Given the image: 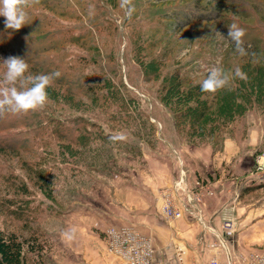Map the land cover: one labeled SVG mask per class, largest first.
Here are the masks:
<instances>
[{
	"label": "trees",
	"instance_id": "1",
	"mask_svg": "<svg viewBox=\"0 0 264 264\" xmlns=\"http://www.w3.org/2000/svg\"><path fill=\"white\" fill-rule=\"evenodd\" d=\"M158 1L166 3L177 0ZM144 2L132 0L135 11L131 16L136 14L139 18L126 24V13L120 7V0H36L26 9L29 24L19 31L6 30L5 18L0 16V57L14 55L25 58L29 64L27 74L59 71L61 76L54 79L47 89L49 102L60 103L84 116L100 119L106 126L118 130H129L133 117L127 108L126 85L122 80L118 55L116 51L108 49L102 37L105 31L113 33L117 39L118 35L125 38L126 66L130 67V61H134L143 73L144 81L156 84L157 99L171 111L177 132L186 135L189 142L195 143L197 139L202 143L216 144L223 129L235 121L238 113L249 108L264 107V5H252L260 14L256 19L257 28L263 32L251 41L244 40L251 60L246 61V65H239V59H232L239 54L231 48L218 53L220 58L216 66L234 73V66L239 65L246 79L234 77L229 88L216 93H203L200 90L201 83H193L190 76L196 62V59L189 56L193 53L194 41L189 40V44H183L177 38L178 34L194 24L209 22L212 26H223L230 21L219 19L222 15L214 10H199L201 12L195 13L178 10L173 11L169 19H147V15H163L161 11L143 9ZM217 4L215 7L222 11ZM110 8L125 16L120 33L116 12H111ZM155 24L157 27H154ZM226 29L223 27L224 32ZM155 34L158 37L155 38ZM26 36L28 40H25ZM219 43L218 38L206 40L204 37L200 50L207 44L217 48ZM70 45L78 47L83 53L74 56L69 50ZM232 49H235L233 43ZM3 72L4 68L0 65V78ZM52 123L42 110L21 114L5 112L0 115V131L15 129L17 125L29 129L46 128V131L50 130L67 141V146L59 148V151L71 155L74 162L80 153L77 146H83L81 153H91V162H102L101 144L105 141L107 143L109 135L102 137L97 131L81 130L79 126L60 133ZM26 145L27 142L23 143L13 136L0 140L2 152L18 150L20 154ZM51 177L42 168L35 171V182L47 196H53ZM12 182L16 184V181ZM16 187L15 192L17 190L25 196L30 194L25 183H19ZM249 190L246 188L244 194ZM27 206L25 198L14 196L4 201L7 214L21 220L23 227L32 222L26 216ZM46 249V241L35 230L23 236L13 230L0 228V264H47L42 258ZM29 254L36 257L30 263Z\"/></svg>",
	"mask_w": 264,
	"mask_h": 264
},
{
	"label": "rangeland",
	"instance_id": "2",
	"mask_svg": "<svg viewBox=\"0 0 264 264\" xmlns=\"http://www.w3.org/2000/svg\"><path fill=\"white\" fill-rule=\"evenodd\" d=\"M144 1L143 9L161 11L162 15H165V17L147 15V19H169L171 13L178 10L183 13L214 10L222 15L219 19L230 21L223 26L220 24L212 26L209 22H202L186 27L178 34L177 38H180L183 44H189V40L194 41L193 53L189 55L196 59L190 74L193 83H201L209 70L218 64L220 58L218 53L227 48L234 50L230 40L217 35L218 32L226 37L227 26L232 23L245 30L243 40L246 41H251L263 32L257 28L256 19L260 14L252 5H264V0H177L166 3L158 0ZM215 3L224 11L215 7ZM110 11L116 12L120 33L124 27L125 16L118 14L115 9L110 8ZM138 18L136 14L130 17L126 15V24ZM154 27H157V24ZM223 27L227 28L226 32ZM154 36L156 38L158 34ZM102 37L108 49L116 51L118 55L122 80L126 85L127 108L133 117L129 124L130 129L126 131L123 128L119 130L110 128L100 119L84 116L81 112L60 103L48 102L42 111L46 112L60 133L69 132L79 126L81 130L97 131L102 137L121 133L125 139L113 142L108 137L107 143L103 140L105 142L101 144L103 147L100 153L103 159L101 158L102 162L99 160L100 163L91 162L89 157L91 153L86 151L81 153L83 146H77L76 149L80 153L74 158L76 159L74 162L71 155L59 151V148L67 146V141L50 130L46 131V128L29 129L30 127L17 125L15 129L0 131L2 141L4 137L13 136L23 143L27 142L20 154L18 150L6 152L0 150V228L13 230L23 236H28L30 231L35 230L47 243V249L42 255L47 264H64L63 259L69 250L72 260L81 264L80 259L83 256H90L95 249L104 251V231L113 226L126 225V170H128L126 160L137 165L135 161L143 160L145 156L143 153H146L150 160H155L154 153L157 152L160 143L167 142L174 149L183 145L210 147L213 170L208 178L211 177L213 180L223 176L225 179H236L234 185L241 207L258 211L256 215L246 217L251 219L246 231L252 235L258 232L264 241V172L256 166L259 156L264 152V107L249 108L243 113H238L235 121L223 129L216 144L202 143L197 139L195 143L189 142L186 135L177 132L171 111L157 99L156 84L144 81L143 73L136 67L134 61H130V67L126 66L125 38L118 35V40L108 31L103 32ZM202 37L206 40L218 38L220 45L215 48L207 44L200 50L204 39ZM69 50L74 56L83 53L74 45H70ZM232 59H239V65H246V61L251 60V57L239 55L233 56ZM239 65L234 66V70L240 67ZM76 67H79L78 64ZM93 124L95 126H92ZM97 143L100 144L99 141ZM105 159L108 161L104 162ZM39 168L52 176L53 196H47L46 192L38 188L35 171ZM180 169L181 167L179 172ZM197 178L194 188L188 183L196 192L200 190L198 182L205 185L207 183L211 194L217 191L213 181L208 178L203 181L199 175ZM13 180L16 181L15 185ZM176 180L160 189V200L164 193L172 189ZM19 183L27 185L29 195L25 196L17 190L15 192ZM246 188L251 190L244 194ZM14 196L27 199L26 216L32 220L27 227H23L21 220L8 215L4 209L6 198ZM133 219L137 221V217ZM134 223L130 225L138 227L137 223ZM72 228L76 229L75 238L67 241L63 232ZM35 258V255L29 254V263ZM74 262L72 264H75Z\"/></svg>",
	"mask_w": 264,
	"mask_h": 264
},
{
	"label": "crops",
	"instance_id": "3",
	"mask_svg": "<svg viewBox=\"0 0 264 264\" xmlns=\"http://www.w3.org/2000/svg\"><path fill=\"white\" fill-rule=\"evenodd\" d=\"M177 149L167 142L160 143L154 153L155 160H150L146 153H143V160L135 161L137 165L126 160V226H133L130 223L135 222L138 227H134L151 237L155 249L154 264H209L213 257L226 260L229 253L237 256L264 255V241L258 232L252 235L246 231L248 222H251L246 217H252L258 211L241 207L234 185L236 179L223 176L213 180L208 178L213 170L210 147L183 145ZM180 161L193 188L199 175L203 181L206 178L213 181L217 191L204 195L201 218L192 213L196 212L195 209H191V213L186 212L181 219L168 223L160 212L162 201L159 191L178 178ZM227 221L233 223L231 231L225 229ZM69 251L63 259L64 264L74 262ZM80 260L81 264H121L108 254L106 242L104 251L95 249L90 256H83Z\"/></svg>",
	"mask_w": 264,
	"mask_h": 264
},
{
	"label": "clouds",
	"instance_id": "4",
	"mask_svg": "<svg viewBox=\"0 0 264 264\" xmlns=\"http://www.w3.org/2000/svg\"><path fill=\"white\" fill-rule=\"evenodd\" d=\"M35 2L36 0H0V16L5 18V29L15 32L28 25L29 17L26 9ZM120 7L125 10L129 17L135 11L132 0H120ZM227 28L226 37L219 32L217 35L230 40L235 45V52L240 56L248 55L243 40L245 30L236 23L228 25ZM28 39L29 37L26 36L25 40ZM0 65L4 68L2 78H0V115L5 112L12 114L28 113L46 107L49 102L47 89L51 87L54 79L61 76L59 71L48 74H27L29 72L27 60L14 55L6 58L0 57ZM234 77L246 79V74L239 67L235 68L234 73L226 71L220 66L212 67L207 77L201 82L200 90L203 93H216L224 90L229 88ZM109 139L115 142L125 139V136L117 133L111 135ZM75 234V228L63 232L67 241L73 240Z\"/></svg>",
	"mask_w": 264,
	"mask_h": 264
},
{
	"label": "built area",
	"instance_id": "5",
	"mask_svg": "<svg viewBox=\"0 0 264 264\" xmlns=\"http://www.w3.org/2000/svg\"><path fill=\"white\" fill-rule=\"evenodd\" d=\"M183 162L180 161V172L171 190L164 193L161 198L160 212L165 220L173 222L181 219L186 212L195 209L198 218H201L200 207L205 194H211L209 185L199 184L197 192L188 185L185 172L182 169ZM257 169L264 172V152L257 160ZM191 213V212H190ZM225 229L231 231L233 223L227 221ZM106 250L109 255L118 259L121 264H154L155 249L151 237L144 234L134 226L110 227L104 231ZM264 264V255L250 254L248 256H237L228 254L226 260L217 257L210 259L209 264Z\"/></svg>",
	"mask_w": 264,
	"mask_h": 264
}]
</instances>
